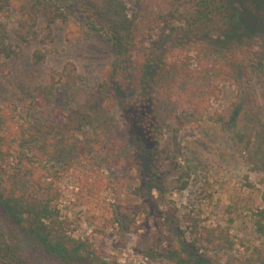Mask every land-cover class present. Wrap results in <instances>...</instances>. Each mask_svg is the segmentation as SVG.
<instances>
[{
  "label": "trees",
  "instance_id": "trees-1",
  "mask_svg": "<svg viewBox=\"0 0 264 264\" xmlns=\"http://www.w3.org/2000/svg\"><path fill=\"white\" fill-rule=\"evenodd\" d=\"M109 2L0 0V58L15 56L21 44L37 39L42 30L51 34L58 22L70 40L82 37L89 27L98 28L84 13L106 23ZM113 10L119 18H112L106 35L125 65L106 68L85 97L71 61L57 71L58 77L53 73L38 86L42 112L45 106L64 110L61 123L40 124L18 116L13 106L0 105V264H122L90 236L75 235L59 206L61 182L71 175L72 163L114 149L117 134L111 121L124 99L118 95L121 84L130 96L122 102V115L132 144L140 149L149 141L157 144L171 121L180 127L200 124L220 99L222 84L236 85V98L215 119L241 144L247 162L264 166V39H224L233 21L230 1L139 0L132 21L116 3ZM45 57L41 48L33 53L35 63ZM139 151V161L148 166L150 156ZM165 175L166 169L152 162L143 178L149 189L161 193ZM246 180L250 183L248 176ZM86 184L91 191L97 187L93 180ZM252 210L264 232V205ZM165 226L158 240L140 241L146 248L164 244L166 255L185 250L186 261L193 264H264V249L258 246L235 253L226 228L180 214Z\"/></svg>",
  "mask_w": 264,
  "mask_h": 264
},
{
  "label": "rangeland",
  "instance_id": "rangeland-1",
  "mask_svg": "<svg viewBox=\"0 0 264 264\" xmlns=\"http://www.w3.org/2000/svg\"><path fill=\"white\" fill-rule=\"evenodd\" d=\"M109 1L111 14L106 16L111 18L106 23H97V16L84 13L89 24L98 28L89 27L82 37L70 40L66 26L58 22L51 34L42 30L37 39L21 44L15 56L1 57L0 105L13 106L18 116L40 124L61 123L64 110L45 106L46 112H42L37 101L39 85L50 81L53 73L58 77L57 71L71 61L77 67L79 88L85 97L106 68L125 65L106 35L110 33L107 27L113 17L119 18L113 10L115 3L132 21L139 0ZM229 1L233 21L224 39L236 41L258 35L264 39V0ZM37 48L46 54L39 63L33 60ZM237 88L224 82L220 99L214 101L200 124L180 127L177 120L171 121L157 144L149 141L143 145L150 156L148 166H144L139 161L142 149L132 144L122 115V102H129L130 96L121 84L118 95L124 99L115 107L111 121L117 134L114 149L79 156L70 167L71 175L61 182L59 206L71 220L73 233L90 236L101 250L116 254L122 264H193L186 261L185 250L166 255L164 244L146 248L140 241L142 237H148L147 242L158 240L173 215L180 214L195 217L202 225L226 228L235 241V253L246 254L254 246L264 249V232L258 230V217L252 210L264 205V166L247 162L241 144L234 142L228 129L215 119L216 112L236 98ZM152 162L167 172L161 193L149 189L143 178ZM98 177L102 182L96 181ZM92 180L97 185L95 191L86 184Z\"/></svg>",
  "mask_w": 264,
  "mask_h": 264
}]
</instances>
